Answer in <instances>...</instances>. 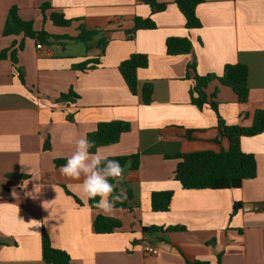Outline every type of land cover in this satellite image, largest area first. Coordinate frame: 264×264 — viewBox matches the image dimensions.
Wrapping results in <instances>:
<instances>
[{
	"label": "crops",
	"instance_id": "obj_1",
	"mask_svg": "<svg viewBox=\"0 0 264 264\" xmlns=\"http://www.w3.org/2000/svg\"><path fill=\"white\" fill-rule=\"evenodd\" d=\"M158 2L167 4V10L152 14L136 0H0V53L16 45L17 67L25 80L19 79L10 54L0 60V264H45L44 231L72 264H264V207L252 209L264 204V134L241 140L242 151L256 158L257 177L240 189L184 190L173 178L175 156L220 151L214 144L216 113L191 103L194 84L187 78L188 65H195L201 76H221L230 64L248 67V103L240 104L218 82L207 89L209 98L216 94L227 125L251 127L256 111H264V0H205L196 10L202 28L190 32L175 0ZM46 4L51 9L43 13ZM13 7L36 31L75 38L84 25L100 35L88 47L61 39L39 50L23 34H3ZM52 13L77 22L55 27ZM136 17L151 18L157 29L130 39L127 31ZM171 37H190L192 52L169 56L166 42ZM100 38L106 42L104 55ZM135 54L149 59L148 68L138 71L136 96L119 72L120 64ZM92 60L100 61L95 68H76ZM147 83L154 87L148 106L142 101ZM70 91L78 98L63 100ZM117 120L129 122L131 131L97 152L107 158L140 156L139 169L128 165L121 180L132 191L130 205L137 207L106 216L119 219L122 228L97 235L93 224L100 210L89 206L82 182L63 176L60 169L79 138L96 131L99 123ZM187 131L193 132V141L186 138ZM164 191L174 192L170 210L155 213L151 196ZM238 203L242 209L233 214ZM173 226L184 230L166 231ZM151 227L165 232L158 238L145 234ZM145 239L157 255H145Z\"/></svg>",
	"mask_w": 264,
	"mask_h": 264
},
{
	"label": "trees",
	"instance_id": "obj_2",
	"mask_svg": "<svg viewBox=\"0 0 264 264\" xmlns=\"http://www.w3.org/2000/svg\"><path fill=\"white\" fill-rule=\"evenodd\" d=\"M139 4H144L151 8L152 14L162 13L167 10V4H161L158 0H136ZM205 3V0H175L179 11L185 18L186 29L190 32L202 28V23L197 17V7ZM51 9L50 4L44 5L41 10L45 13ZM51 22L55 27L69 28L74 22L65 18L63 14L52 13ZM157 29V25L151 18L143 19L136 17L134 20V28L127 31L130 39H134L140 31H153ZM3 34L5 36L21 35L25 38L35 40L36 43L43 45H51L54 40L66 39L89 46L95 38L100 35L98 31H88L84 25L79 27V35L75 38L53 36L46 31H36L33 22L23 21L19 17V11L16 7L10 10L9 18L5 26ZM14 45L11 49L0 53V60H5L10 54L14 68L19 79L24 83V74L17 67L18 50ZM98 47L105 54L106 42L103 38L98 40ZM167 54L171 57L188 55L193 50V44L190 37H171L166 42ZM24 49V44L19 45V50ZM99 60H92L83 63L76 68L80 71H87L95 68L99 64ZM92 64V65H91ZM91 65V66H90ZM90 66V67H89ZM149 59L146 55L135 54L128 60L122 62L119 66V72L123 77L130 93L134 96L138 94V71L147 69ZM188 79L193 80V87L190 92L191 103L199 110H203L205 106H210L218 117L217 133L218 136L214 141L220 151H203L175 156L173 159L178 160L177 168L174 172V180L178 182L184 190H237L240 189L244 182L253 180L257 177V161L254 155L244 153L241 149V140L243 138H251L264 134V111L258 110L254 115V122L251 127L245 128L240 126H231L223 120L219 113L220 104L217 102L216 94L210 98L207 95V89L213 82H218L223 87L231 89L238 97L240 104H246L249 101V69L242 64L226 65L221 76L208 74L201 76L197 74L195 65L190 64L187 67ZM154 87L147 83L142 88L143 104L148 106L153 102ZM75 96L73 91L63 95V100ZM131 131V124L126 121H111L98 124L96 131L87 135V139L95 142V147L89 151L96 154L101 148L116 145L120 142L121 137ZM193 132L187 131L186 138L193 141ZM226 143V147H224ZM48 141L45 144V150L49 149ZM109 159L118 160L125 169L128 165L133 170H138L140 166V156H122L110 157ZM22 180L29 177L21 175H11ZM114 182V181H113ZM120 186L126 189L127 198L117 205L119 210L133 211L137 207L131 206L133 200L132 191L127 183L120 181ZM119 191V189H117ZM71 195L70 193H68ZM174 196L173 191L154 192L151 196V207L155 213H167L170 210L171 202ZM76 199V198H75ZM99 200L89 198V206L96 211L95 203ZM77 203L81 202L76 199ZM242 209V204L238 203L234 207L233 214ZM94 231L97 235H108L122 228V222L119 219L106 217L101 214L97 215L94 220ZM184 230L183 227L173 226L166 228L167 232H179ZM145 234L158 238L159 232H165L163 228L151 227L145 228ZM42 258L45 264H72L68 253L55 249L52 246L48 234L44 231L42 236Z\"/></svg>",
	"mask_w": 264,
	"mask_h": 264
},
{
	"label": "clouds",
	"instance_id": "obj_3",
	"mask_svg": "<svg viewBox=\"0 0 264 264\" xmlns=\"http://www.w3.org/2000/svg\"><path fill=\"white\" fill-rule=\"evenodd\" d=\"M93 147L94 141L88 140L87 137L79 138L60 172L65 177L80 180L83 193L93 200L99 197L95 207L101 214L110 216L119 210L117 205L127 198L126 189L120 186L124 168L118 160L109 159L98 152L90 153L89 150ZM36 191H40L39 186Z\"/></svg>",
	"mask_w": 264,
	"mask_h": 264
},
{
	"label": "built area",
	"instance_id": "obj_4",
	"mask_svg": "<svg viewBox=\"0 0 264 264\" xmlns=\"http://www.w3.org/2000/svg\"><path fill=\"white\" fill-rule=\"evenodd\" d=\"M43 47H44L43 44L37 43V49L41 50L43 49ZM142 248H143L145 255H148V256L157 255L159 252L158 249L153 244L149 243L147 239L143 241Z\"/></svg>",
	"mask_w": 264,
	"mask_h": 264
},
{
	"label": "water",
	"instance_id": "obj_5",
	"mask_svg": "<svg viewBox=\"0 0 264 264\" xmlns=\"http://www.w3.org/2000/svg\"><path fill=\"white\" fill-rule=\"evenodd\" d=\"M264 207V204L262 203V204H258V205H255L252 209L253 210H259V209H261V208H263ZM249 210V209H248Z\"/></svg>",
	"mask_w": 264,
	"mask_h": 264
}]
</instances>
